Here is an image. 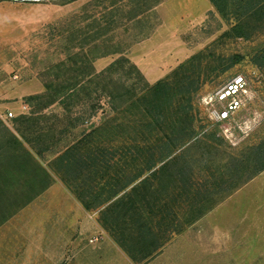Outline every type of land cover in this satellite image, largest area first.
Instances as JSON below:
<instances>
[{
    "label": "rangeland",
    "instance_id": "rangeland-1",
    "mask_svg": "<svg viewBox=\"0 0 264 264\" xmlns=\"http://www.w3.org/2000/svg\"><path fill=\"white\" fill-rule=\"evenodd\" d=\"M263 6L264 0L230 5L226 20L209 0H0V106L17 108L0 107V264H62L60 231L52 230V220L44 227L45 204L32 203L55 181L90 208L117 197L98 218L133 254L131 264H147L174 238L193 249L172 253L176 264H236L240 258L252 264L236 252L250 249L254 206L236 192L264 162ZM123 56L149 84L188 77V113L177 112L178 95L157 111L148 96L145 109L131 106L117 115L99 93L90 101L32 98L46 86L95 89L89 76ZM236 75L246 78L251 99L229 121L215 123L200 99ZM112 78L128 81L122 72ZM20 115L29 121L14 120ZM21 134L35 148L36 181L20 169L8 174ZM240 210L244 221L238 223ZM225 230L234 236L222 237Z\"/></svg>",
    "mask_w": 264,
    "mask_h": 264
},
{
    "label": "crops",
    "instance_id": "crops-1",
    "mask_svg": "<svg viewBox=\"0 0 264 264\" xmlns=\"http://www.w3.org/2000/svg\"><path fill=\"white\" fill-rule=\"evenodd\" d=\"M0 107H6L9 111L17 109L9 104H2ZM21 112L22 110H17L16 113ZM236 194L238 196L246 195L247 200L250 199L252 201L255 216L253 222L256 226L255 230L250 232L249 239L247 240L250 249L245 250L241 246L239 249L237 248L236 253L237 255L239 252H242L244 255L247 254V258L252 264H264V243H262V241L264 242V169L249 179ZM111 198L113 200L117 197ZM111 198L101 207L86 209L80 197L71 193L60 181L53 182L34 198L32 203L40 201L39 205L42 203L45 204L44 217L46 224L44 227H47L49 224L48 221L52 220V230L57 229L60 231L59 236L62 238L61 243L63 247L60 251L59 259L62 264H131L124 250H122L116 240L106 231L98 218L99 211L105 204L112 201ZM230 199L232 198L230 197L227 201ZM92 200H95V198ZM238 200L239 205L241 203L240 197H238ZM242 205L245 206V202ZM240 213L241 210L237 211L238 216H240ZM241 221H244L243 216L237 218L238 223ZM225 231L221 234L222 237L234 236L232 232ZM235 232H237L236 236L238 238L243 237L242 232L239 230ZM239 241L242 244V239ZM239 241L237 242L239 243ZM182 252L192 253L193 249L191 250L190 245L185 248L175 243L174 238L172 241L164 244L156 256L147 264L153 263L154 260L160 261L158 264H176L177 260L175 258L179 259L181 257L174 256L175 260H173L171 254ZM228 257L230 259L231 256L229 255ZM189 259L188 262L190 261ZM240 259L236 260V264H240L243 261Z\"/></svg>",
    "mask_w": 264,
    "mask_h": 264
},
{
    "label": "trees",
    "instance_id": "trees-1",
    "mask_svg": "<svg viewBox=\"0 0 264 264\" xmlns=\"http://www.w3.org/2000/svg\"><path fill=\"white\" fill-rule=\"evenodd\" d=\"M211 4L214 6L216 11L226 20H229L228 16V10L230 9V5L239 7L242 3L245 2V0H209ZM264 7V6H263ZM239 18H236L238 20ZM240 23H236L231 26L232 30H237L239 28ZM123 62V63H122ZM124 63L129 64L127 67ZM185 67V63L179 64L173 71L174 74H177L179 72L178 70H182ZM119 72L124 73V75L128 76V81H125L124 79L117 80L112 78L114 74H118ZM136 73L138 79L136 81H133V77L131 76V73ZM172 73V74H173ZM89 77H92V79H88L87 82L93 83L95 86V89H83L80 92H64L62 89H56L52 88L51 86H46V92L41 95L33 96L34 99H47L45 102H54V101H71L73 99H87L88 101L92 100L90 97L92 93H99V95H106L109 104L110 109L112 110V113L114 114H123L127 112L128 108L131 106H134L136 109H145L144 103H146V98L150 96L149 103L154 107V111H157L159 108L160 103L167 100H175V96L178 95V101L176 103L178 107L177 112H182L183 114L188 113V111L192 108L191 101V83L186 81L188 77H185L183 81L180 83L179 81H169L167 79H159L153 84H149L144 80L142 77L141 72L139 69L135 66V64L130 63L128 58L121 57L114 61H112L106 68H104L102 71H99L97 73H94L93 75H90ZM123 78V77H122ZM127 78V77H126ZM61 95V96H60ZM169 101V102H170ZM158 114V113H156ZM25 119L26 121H29V118H26L24 115H20L18 118H14V120L19 119ZM114 118V115L111 116V119ZM152 119L156 123H158V118L156 115L151 116ZM119 125L116 124L113 127H118ZM119 128L122 127L120 126ZM19 133V130H18ZM22 140L19 138L15 139L16 146L18 149L16 150V153H13L10 157V166L13 164L15 165L13 168V177L14 174H19L18 170L20 169L21 172L24 173V177L27 181H36V173L33 170L34 166H40L37 165V162L34 158V155L32 151L35 149L31 142L24 136L20 135ZM22 142L26 143L29 147H25ZM260 150V147H258ZM32 150V151H31ZM9 159V157H8ZM8 166V162H7ZM31 169V170H30ZM264 169V162L260 164L259 168L255 170L248 179H251L253 176H255L258 172L262 171ZM42 170V168H41ZM44 172V171H43ZM7 174V170L6 173ZM46 175V172H45ZM247 181V180H246ZM48 186V183L41 187V189L37 190L34 195L38 194L39 192L43 191ZM33 195V196H34ZM112 199V198H111ZM82 204L86 209H91L89 206V203L87 200H84L81 198ZM107 200H105L103 203L99 202L97 205L94 206V208H98L104 203H106ZM101 223V222H100ZM103 226V225H102ZM104 227V226H103ZM105 228V227H104ZM106 229V228H105ZM113 235V233L111 232ZM118 242V241H117ZM122 248L123 246L121 243H118ZM127 256L132 260L136 261L133 254L123 248ZM154 249L150 252H148L146 255L142 257V261L152 257L158 250Z\"/></svg>",
    "mask_w": 264,
    "mask_h": 264
},
{
    "label": "built area",
    "instance_id": "built-area-1",
    "mask_svg": "<svg viewBox=\"0 0 264 264\" xmlns=\"http://www.w3.org/2000/svg\"><path fill=\"white\" fill-rule=\"evenodd\" d=\"M251 94L246 78L236 75L205 93L200 104L209 119L215 123H224L249 102Z\"/></svg>",
    "mask_w": 264,
    "mask_h": 264
}]
</instances>
